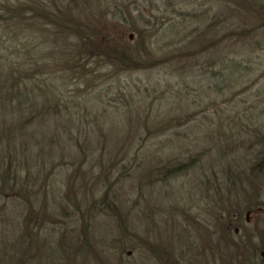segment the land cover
<instances>
[{
	"label": "trees",
	"instance_id": "1",
	"mask_svg": "<svg viewBox=\"0 0 264 264\" xmlns=\"http://www.w3.org/2000/svg\"><path fill=\"white\" fill-rule=\"evenodd\" d=\"M208 2L217 11L208 16L212 7L204 10L200 21L205 18V25L182 35L180 55L186 61L204 57L201 75L218 77L224 89L232 91L243 83L242 61L264 49V0ZM142 16L135 0H0V199L21 202L25 213L14 251H32L34 240L42 237L31 230L33 205L39 210L35 217L56 225L47 234L52 241V233L59 234V251H96L92 232L101 224L95 225V220L110 215L115 225L105 226L125 243L130 235L119 223V212L123 214L128 196L124 197L121 184L135 177L142 194L156 183L186 174L211 155L204 181L203 199L209 202L204 229L209 239L216 238L207 242L206 251L211 253L220 243L257 251L252 234L242 228L241 216L264 206L260 194L264 192V123L250 131L247 150L253 151V157L246 165L234 150L241 134L234 128L240 120L229 122L220 132L222 148L213 145L180 162L184 153L176 152L173 140L156 146L151 141L164 135L178 139L180 134L172 130L187 119L160 110V102L146 104V88L123 89L118 98L126 107L123 112L105 107L99 94L92 95L96 84L123 74L148 73L174 58L172 52L157 56L150 51L152 34L139 29ZM125 32L135 34L136 40L129 43ZM216 64L218 71L208 70ZM263 75L264 71L259 77ZM151 87L152 93L156 89ZM118 116L125 117L124 123L118 120L104 128ZM159 117L161 123L156 124L153 120ZM221 128L219 124L217 130ZM164 152L174 156L161 160ZM70 167L73 171L64 181V191L55 171ZM4 215L0 214V221ZM184 217L185 223H194V217L185 213ZM69 219L78 223V230L66 238ZM9 243L1 242L0 251L9 250ZM146 248L149 253L143 256L151 255L155 262L178 261L160 256L164 250Z\"/></svg>",
	"mask_w": 264,
	"mask_h": 264
},
{
	"label": "rangeland",
	"instance_id": "2",
	"mask_svg": "<svg viewBox=\"0 0 264 264\" xmlns=\"http://www.w3.org/2000/svg\"><path fill=\"white\" fill-rule=\"evenodd\" d=\"M135 1L137 6L143 10V21L139 24V29L146 34H152L150 51L156 53L157 56L172 52L174 58L148 73L123 74L116 80L96 84L92 95L99 94L105 107L114 106L111 109L116 107L123 112L126 107L118 99L123 89L133 86L141 90L146 88L147 93L143 94L146 104L150 100H154V105L160 102V110L169 109L174 117L187 119L185 124L172 130L180 134L176 136L178 139L175 140V137L171 135H164L151 141L156 146L161 141L173 140L176 152L184 153L182 157L176 156L179 157L180 162H184L188 157H193L204 149L213 148V145L222 148L224 143L219 137L220 132L229 122L236 123L240 120L241 125L234 128L241 131L237 138L236 144L238 145L234 150H237V155L245 161V165L250 163L253 157V151L247 150L250 131L260 123H264V75L259 77V74L264 71V49L255 50L248 58L249 61L245 62V59L242 61L244 66L242 74L244 75L241 80L243 83L229 91L224 89V84L219 81L218 77L212 79L201 75L199 69L205 61L204 57L186 61L180 55L182 48L178 40L194 28L204 26L207 21L204 22L205 18L200 21L201 13L212 7V11H208V16H211L217 11H215V6H211L208 0ZM120 25L124 30L126 24ZM125 37H128L129 43L136 40V35L131 32H125ZM216 57L214 56L213 59L216 60ZM189 69H192V73L188 72ZM219 69L220 66L216 64L208 70L216 72ZM151 85H154L156 89L152 93L150 92ZM164 101L167 102L165 106ZM136 105L135 103L134 106ZM124 119L125 117L122 116L114 120L109 119L104 123V128L116 124L118 120L124 123ZM153 121L160 124L161 118ZM56 123L61 124L62 122L57 120ZM219 124L223 128L217 130ZM197 137L200 140H196ZM165 152L160 154L161 160L165 161L167 157L174 156ZM210 157H203L195 168L186 174L171 178L163 184L156 183L142 194H139L136 189L135 177L127 178L121 184V191L124 197L128 196V201L123 214L119 212V215H122L119 223L126 228V233L130 237L125 243H121L122 241L115 236L116 234L110 235L112 232L110 226L115 225V219L111 215V218L98 217L95 225L99 223L101 227L92 232L97 247L96 251L91 254L88 251H59L56 249V237L59 234L53 232L55 240L52 241L53 238L47 233L57 227L53 226L51 221H48L49 223L41 221L40 215L35 217L39 212L36 209L38 205L32 207L34 223L31 225V230L32 233L42 237L34 240L36 244L32 247V251H14L17 248L15 243L23 233L22 216L25 213L22 211L21 202L0 199V212L5 213L0 221V243L10 242L9 250L0 251V264H157L151 255L143 256L144 253H149L147 246L156 247V250L157 248L164 250L163 252L173 259L177 257L179 251H188L190 260L186 261V256H184L183 264H264V254L262 257L259 256V251L264 253L262 240L264 206L259 208L258 212L250 211L247 220H245L247 211H244L241 216L242 228L246 233L252 234V243L257 247V252L236 250V247L222 243L213 250L217 251L216 255L209 251L204 252L207 242L209 240L215 242L216 238L211 236L209 239L204 229V224L208 219L205 213L206 204L209 202L203 199L205 195L203 192L205 178L209 175L206 167L211 160ZM72 171L71 167L63 168L61 172H58V169L55 171L62 188L66 184L64 181L67 175ZM245 188L248 189L247 186ZM260 194L262 203H264V192ZM184 213L189 218L194 217V223L188 224L186 221V226ZM54 215L56 217L54 219H58L57 213ZM75 217L77 218V215ZM36 221L43 225L37 224ZM105 224L110 226L106 227ZM67 229L70 232L66 234V238L73 233L76 234L78 223L71 222L69 219ZM212 230L209 229V231ZM99 241L102 242L101 245Z\"/></svg>",
	"mask_w": 264,
	"mask_h": 264
},
{
	"label": "flooded vegetation",
	"instance_id": "3",
	"mask_svg": "<svg viewBox=\"0 0 264 264\" xmlns=\"http://www.w3.org/2000/svg\"><path fill=\"white\" fill-rule=\"evenodd\" d=\"M247 212L249 213L250 211H247ZM204 252L208 253V251H204ZM254 252H257V251H254ZM211 253H215V255H216L217 251H211ZM263 254H264L263 251H259V256L262 257ZM161 255H164L165 257L167 256L169 258V255H167L166 252L163 253V254H160V256ZM184 256H186V261L190 260V256L188 255V251H179L178 254H177V257L174 258V259L178 260L176 263H160L158 259H157L158 261L156 263L157 264H183L182 262H183Z\"/></svg>",
	"mask_w": 264,
	"mask_h": 264
},
{
	"label": "water",
	"instance_id": "4",
	"mask_svg": "<svg viewBox=\"0 0 264 264\" xmlns=\"http://www.w3.org/2000/svg\"><path fill=\"white\" fill-rule=\"evenodd\" d=\"M129 38H130V37H129ZM255 210H256V211H259L260 209H259V208H256ZM247 215H248V212L245 213V220H247V219H246V218H247Z\"/></svg>",
	"mask_w": 264,
	"mask_h": 264
}]
</instances>
